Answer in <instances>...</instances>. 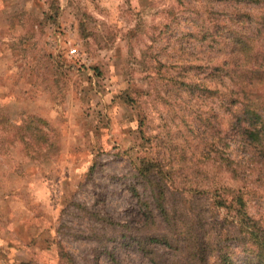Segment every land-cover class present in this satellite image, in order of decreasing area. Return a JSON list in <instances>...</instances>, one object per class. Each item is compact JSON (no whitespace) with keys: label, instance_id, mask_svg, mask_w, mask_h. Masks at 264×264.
<instances>
[{"label":"rangeland","instance_id":"374dc122","mask_svg":"<svg viewBox=\"0 0 264 264\" xmlns=\"http://www.w3.org/2000/svg\"><path fill=\"white\" fill-rule=\"evenodd\" d=\"M260 7L0 0V264H183L194 242L214 253L222 232L235 264L255 263L216 200L241 194L264 227V158L232 127L244 87L264 98V79L247 84L264 51ZM190 63L186 74L232 97L185 101ZM216 132L237 176L214 161ZM142 156L170 169L165 184L138 174Z\"/></svg>","mask_w":264,"mask_h":264},{"label":"trees","instance_id":"16d2710c","mask_svg":"<svg viewBox=\"0 0 264 264\" xmlns=\"http://www.w3.org/2000/svg\"><path fill=\"white\" fill-rule=\"evenodd\" d=\"M244 1H247L249 4H254L255 6H261L260 8H262L263 11L260 13V21H258L260 27L257 29V31L264 33V0ZM249 18L250 17H248V19ZM250 19H252V17ZM213 32H217V29H214L213 31V29L209 26H206L204 31H202L204 37L208 40V45L211 44V40L213 41L211 37L213 35L211 33ZM224 65L225 63L222 62L221 65L217 66L223 67ZM193 66L195 65H192L191 63L189 65L184 64L182 66L183 71L180 72L181 75L179 80L177 81L180 87L183 88L182 91L186 94V96L184 97L185 101H190L193 97L195 98L196 95L202 96L206 94H217L218 96H222V99L225 98L224 100H226L227 97H232L229 92L227 94V90L221 91L218 87H210L209 85H206L203 81L197 79L195 75L192 76L186 74L189 68ZM248 76L249 77L247 79V84H252V81L255 76L264 79V51L263 53H261V59L258 63V68L253 70L252 73H250V75ZM253 85L254 84H252V86ZM197 91H199V94H197ZM226 104L228 107L227 109H229L232 107L233 103L232 101H226ZM232 112V115L234 114L232 127L236 128L237 132H239L240 136L242 137V140H244L243 142L246 145H250L255 148L251 152L253 158H256V160H261L262 157L264 158V98L262 97L261 91H254L251 89V87L250 89H246V87H244V106ZM208 123L211 122L209 121L207 122V124ZM219 142L220 144H223L221 145L222 147H220ZM208 145L209 148H212L213 146L212 151L215 155L214 161L218 160L220 166H222L230 174H234L237 169L231 166L234 163V159L231 157V153L227 151V143L224 139V136L219 135L218 132H216L215 135L212 134ZM212 151L209 150V153H211ZM206 154L207 156L209 155L208 153ZM153 158L154 159H150L145 156L140 157L139 164L136 167L138 174L144 179H148L149 177H151V174H157V181L161 183L162 180L163 184H165L166 179H168V176L170 175V169H165L156 157ZM226 200L227 199H225L224 197H220L216 200V204L217 206H227L228 208L233 209L234 213L232 215L231 222L236 226L234 228V237H239L243 235V238L245 236L246 239L250 240L251 243L255 246L254 256L256 262L252 264H264L263 225L261 224L259 219H256L248 213V211L246 210L245 200L241 194L234 193L229 202H227ZM160 206V208L163 209L162 205ZM160 214L163 220L168 223L171 222V216L169 212L166 211V209L160 211ZM222 235L223 232L221 233V236L220 234L218 235L220 236V240L216 242L214 253H204L205 247L202 245V243L198 242L196 244V242H194V247H192L195 250V255L197 256V258L184 259L183 264H235L231 253H228V251L225 250V244H223V236H227V234L225 233L223 236ZM158 238L159 237L155 236L152 238V240H164L166 244H169V246L171 245V242L168 240L166 235L161 236L159 239Z\"/></svg>","mask_w":264,"mask_h":264}]
</instances>
